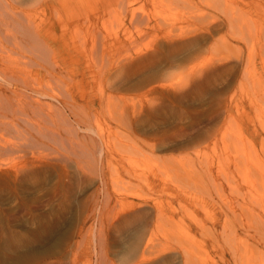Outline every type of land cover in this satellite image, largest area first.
Listing matches in <instances>:
<instances>
[{"label":"rangeland","instance_id":"obj_1","mask_svg":"<svg viewBox=\"0 0 264 264\" xmlns=\"http://www.w3.org/2000/svg\"><path fill=\"white\" fill-rule=\"evenodd\" d=\"M67 1L83 16L84 32L91 13L92 41L99 50L106 41L108 62L110 53L136 57L154 48L140 67L129 60L125 71L109 70L103 84L77 58V100L91 105V129L98 134L107 123L105 134L117 144L119 168L107 170L108 188L123 199L108 203L93 177L63 202L53 196L59 170L51 164L24 186L0 178V264H135L145 249L160 252L148 264H264V0H115V7L114 0ZM39 12L41 19L56 18ZM95 13L104 14L103 22ZM129 99L140 117L132 115L128 128L120 106L132 111ZM78 131L87 135L86 126ZM95 133L89 134L98 139ZM96 191L99 203L91 199ZM125 200L148 201L150 214L124 232L107 228L116 217L122 222L115 212Z\"/></svg>","mask_w":264,"mask_h":264},{"label":"bare ground","instance_id":"obj_2","mask_svg":"<svg viewBox=\"0 0 264 264\" xmlns=\"http://www.w3.org/2000/svg\"><path fill=\"white\" fill-rule=\"evenodd\" d=\"M65 1L67 0H0V178L6 177L13 180L15 184L24 186L30 183L33 178L40 175L38 170L40 166L51 164L54 167L57 166L59 170V180L57 179L58 185L54 189L53 196L57 197L60 195L63 198V202H65L68 197L66 194L90 182L93 177L94 179L95 177L98 178L105 193L107 191L108 194L105 199L108 200V203H112L114 198L116 201H121L123 198L119 196L115 197L116 195L113 196L114 194L112 195L113 197L109 195L110 189L108 188L109 182L107 175V170L115 166L113 162L116 163V160L114 161L113 155L115 150H118V147L117 144L111 142V137L105 134V127H107L106 121L104 126L98 125L100 126L98 127L100 129L98 134V131L95 133L94 129H91L92 113L89 111L90 104L88 103L87 106L80 107L76 96L77 94L75 93V89L78 87V82L75 80V77L79 73L77 66L81 63V60L77 58L80 56L83 57V61H88L87 67L89 72L94 69L97 70L98 76L101 79L100 82L103 84L109 70L113 68L123 70V68L126 67L125 65H130V63H128L129 60H137L136 64L140 67L144 61L143 59L145 57L147 59L149 53L153 51L154 48L152 47L153 49L149 50L150 47H147L148 49L146 50L150 52L147 51L148 53H145L146 56L144 58L142 55L145 54H143V51L141 52V49L140 51L137 49L138 52L136 57H131V54H127L126 57H123L121 54L115 59L117 54L110 53L111 57L109 58L108 56V62L106 60L107 58H105L106 53L104 52L107 51L105 49L107 48L105 47L106 41L102 43L103 47H101L100 50L97 43L92 41L94 40L92 34L95 26L91 27L90 25L92 16L89 14L91 13H88V15L84 17L86 20L85 22H88L86 26L87 30L84 32L82 26L79 25L83 16L80 18L74 9L69 8L66 3L64 5L63 3ZM74 1H78L80 5L85 4L84 0H73V2ZM114 1L113 4L116 3V1ZM120 1L122 2V0ZM109 2L111 4L112 0H109ZM117 2L118 5L121 3H119V1ZM57 3L58 6H55ZM124 4L125 3L122 5ZM122 5L121 7H123ZM112 6L115 7L116 4ZM41 9L45 11L44 15L48 14L50 10L52 14L55 13L56 18L53 21L41 19V15L43 14L39 12ZM107 9H109V7ZM105 13L104 11V14ZM110 13L109 11V14ZM104 14L100 15L95 13L94 16L101 21L104 18ZM94 34L96 38H102L100 31H94ZM88 36H91L93 39H89ZM117 37L119 44L124 48V43L121 42L119 36ZM111 43L115 44L114 42ZM134 46L133 44L131 47L135 49L136 47ZM126 49L127 50L123 49V51L127 52L128 46ZM98 50L103 52V54H100L103 57L99 56L100 59L95 57V51ZM128 56H130L129 59L125 60L124 58H128ZM105 60L110 63L109 66L106 65ZM90 68H92V70H90ZM139 72L140 70L138 73ZM85 73L83 74L85 75ZM119 74H122V71H118V75ZM126 75L128 76V74ZM111 79L110 77V80ZM107 81L109 82V78ZM145 94H150L151 101V93ZM133 95H135V93ZM84 97L85 95H83V98ZM118 98L120 101L122 100L121 97ZM131 98L133 99L134 97ZM130 99V103L128 104L132 102ZM87 102H89V100H87ZM141 102L142 101H140V104H142ZM121 103H123V100ZM121 103H119V105H121ZM135 104L136 103H134V106L132 104L128 105L133 106L130 112L127 111L129 107L126 106L124 108L120 106V122L122 125L128 127L129 122L130 125H133L132 115L135 119L136 117L139 119L140 115L135 116L138 113L137 109H135ZM108 105L110 106V104ZM121 107L123 108L121 109ZM101 109L102 112V106ZM109 110L111 111V109ZM108 114L109 113H107V115ZM94 122L96 123L93 124H97L98 121L94 120ZM101 125H103V123ZM78 126H86L87 135L80 136L81 133L78 131ZM130 131L133 130L130 129ZM89 133H95L98 139H94ZM124 137L127 138L128 136L124 134ZM119 142L121 141L119 140ZM97 144L102 146L99 158H97L95 154ZM119 144L121 145V143ZM131 145L132 144H130V151ZM127 150H129V147ZM121 151L122 149L120 152ZM115 167L119 168L117 166ZM123 167V171H126V175L130 180L137 181L139 176H137L134 171L126 169L124 165ZM136 170H138V168ZM134 177H137V179ZM151 184L152 187H155L156 183L154 184L153 182ZM100 197L101 193L96 191L91 199L99 203L97 199ZM126 200L125 206L117 210L118 212H115L118 213L116 215L122 218V222L116 223V217L114 218L115 221L108 222L107 228H114L118 232H124L130 224L135 221H141L150 214L146 209L147 207H145L147 205L145 203H148V201H144V205L141 202H127ZM98 209V206H94L92 211L98 212ZM101 221L103 222V220ZM105 224H107V221ZM103 225L102 223L101 227ZM104 228H106L105 225ZM262 237L264 238V227ZM146 250L147 249L141 253L139 261L135 264H148L153 262L160 253L150 250L147 252Z\"/></svg>","mask_w":264,"mask_h":264}]
</instances>
